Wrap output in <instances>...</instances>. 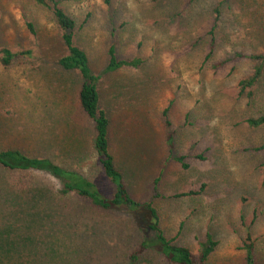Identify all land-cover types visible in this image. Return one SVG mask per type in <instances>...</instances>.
I'll list each match as a JSON object with an SVG mask.
<instances>
[{
	"label": "rangeland",
	"instance_id": "374dc122",
	"mask_svg": "<svg viewBox=\"0 0 264 264\" xmlns=\"http://www.w3.org/2000/svg\"><path fill=\"white\" fill-rule=\"evenodd\" d=\"M55 1L99 77L110 151L130 196L151 201L165 237L194 257L210 234L216 246L204 264H243L247 227L255 264H264V152L255 150L264 126L246 123L264 114V64L257 84L239 91L257 64L247 57L264 55V0ZM112 45L117 60L138 58L139 67L107 70ZM3 48L30 56L0 64V150L47 158L112 197L93 123L77 104L82 80L57 64L65 50L51 10L0 0ZM169 103L172 155L186 156L188 168L166 148L161 113ZM59 190L47 172L0 168V232L11 229L0 237V264H169L137 216ZM11 242L20 245L15 255Z\"/></svg>",
	"mask_w": 264,
	"mask_h": 264
},
{
	"label": "trees",
	"instance_id": "16d2710c",
	"mask_svg": "<svg viewBox=\"0 0 264 264\" xmlns=\"http://www.w3.org/2000/svg\"><path fill=\"white\" fill-rule=\"evenodd\" d=\"M36 5L48 7L56 21V24L61 31V43L65 50V54L57 61L58 66L68 74L78 75L82 80L81 86L77 92L76 100L79 108L92 121L94 129L93 148L95 150L98 164L102 169L105 177L113 186V195L108 198L100 193L98 188L91 181L83 178L78 173L65 169L58 164H54L51 160L44 157H30L21 150L9 148L0 150V168L11 171H44L55 178L60 184V195H76L80 200L86 201L93 208L102 211L125 210L133 216H137L139 222L144 229L152 233L157 251L169 264H204L209 255L213 252L216 243L213 241L210 234H206L204 241L200 244V249L196 257L185 246L177 245L173 240L165 237L160 228L159 216L157 210L151 201L138 202L134 200L123 181L121 173L116 169L114 158L110 151L108 140V118L106 113L99 108V93H98V76L91 73L88 66V59L85 52L79 48L73 40L74 21L71 19L57 4L55 0H32ZM29 31L33 34L31 24H27ZM213 40L209 44V52L206 59L210 58L213 53ZM16 56L25 58L30 56L29 51L11 52L3 48L0 49V64L8 66L14 61ZM247 58L257 62L253 74L248 78L239 82L240 94L249 92L253 86L257 84L262 74L264 64V55H249ZM141 60L134 58L130 61L117 60L114 45L108 50L107 70L114 71L121 67L129 66L131 68L139 67ZM171 103H169L162 111L163 127L166 131V148L169 152V157L179 163L183 168H188L185 162L186 156H173V137L174 131L171 130V122L168 117ZM249 127L258 128L264 126V114L255 118L246 120ZM256 151H263L264 146L255 148ZM158 187V179L154 182V191ZM185 195V194H184ZM183 194L179 196H184ZM11 229L5 232H0V237L3 234L9 236ZM14 237L23 239L20 235ZM31 238V237H30ZM18 244V243H17ZM28 239L24 245H28ZM19 245V244H18ZM145 246V245H144ZM1 252L4 254L5 245L2 246ZM20 247V245L18 246ZM18 247L15 242L8 243V249L12 253H16ZM243 264H255L254 260V243L248 227L245 228L244 237L242 240ZM143 247L132 255L135 259L136 255L142 252ZM71 251V250H70ZM73 253V252H72ZM71 253V254H72ZM6 254V252H5ZM7 255V254H6ZM17 259L12 261L17 264ZM26 261H30L27 259ZM29 264V263H28Z\"/></svg>",
	"mask_w": 264,
	"mask_h": 264
}]
</instances>
